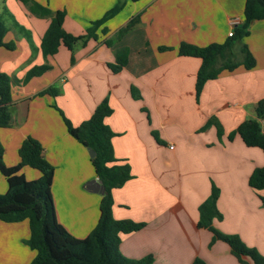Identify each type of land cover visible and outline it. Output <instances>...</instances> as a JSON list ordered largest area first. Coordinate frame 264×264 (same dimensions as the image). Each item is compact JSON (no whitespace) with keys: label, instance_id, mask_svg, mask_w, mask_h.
<instances>
[{"label":"crops","instance_id":"1","mask_svg":"<svg viewBox=\"0 0 264 264\" xmlns=\"http://www.w3.org/2000/svg\"><path fill=\"white\" fill-rule=\"evenodd\" d=\"M51 10L63 9L65 31L82 34L92 20L117 0H36ZM245 0H125L122 9L96 30L97 38L77 43L71 52L43 56L40 39L49 19L36 17L19 0H0L7 31L0 47V72L11 78L10 123L0 127L2 161L19 162L18 148L27 136L41 144L54 172L50 187L57 221L73 236L85 237L99 217L101 193L87 189L96 179L88 150L68 133L58 109L77 126L107 97L111 113L104 123L112 131L115 162L127 163L131 176L111 189V216L143 223L138 230L118 233V249L130 259L152 256V264H254L237 257L229 245L211 231L198 227V205L211 184L219 188L216 206L221 218L213 225L237 234L264 256V189L248 185L256 167L264 165L263 151L247 146L238 134L227 135L239 123L255 117V105L264 100V19L254 20L249 34L235 45L246 44L255 58L250 69L242 65L223 70L207 80L195 99L194 84L200 58L178 54L181 42L204 46L228 37L232 21L242 22ZM137 17V23L120 37L116 33ZM29 31L30 42L16 30ZM110 41L107 45L105 40ZM127 49L126 64L113 72L117 50ZM73 54L74 61L70 58ZM240 59V55L239 58ZM50 68L26 83L22 79L35 65ZM48 86L57 95L38 94ZM131 86L139 93L133 98ZM211 116L222 127L217 136ZM264 130V118L260 120ZM155 132L163 143L156 141ZM27 180L39 170L22 166ZM7 181L0 172V193ZM29 236L27 219L0 220V264H29L35 250L23 240Z\"/></svg>","mask_w":264,"mask_h":264},{"label":"trees","instance_id":"2","mask_svg":"<svg viewBox=\"0 0 264 264\" xmlns=\"http://www.w3.org/2000/svg\"><path fill=\"white\" fill-rule=\"evenodd\" d=\"M36 17L49 19L39 48L42 55H52L58 51L60 44L66 46L71 52L77 43L84 45L88 39L97 38L96 30L106 33L104 23L118 13L125 4V0H117L103 15L92 20L82 34L73 35L64 30L62 24L65 16L63 9L51 10L36 0H19ZM137 1V0H130ZM264 19V0H245L242 22L233 26V34L222 42H211L204 46L181 42L178 54L200 58L194 92L198 101L204 83L209 79L217 78L223 71H232L242 65L250 69L255 65V58L246 44L238 46L240 59H235V45L249 34L250 24L254 20ZM138 21L137 17L130 19L125 26L116 33L120 37L133 27ZM16 30L22 33L30 42L29 31L23 26L16 25ZM7 31L2 14L0 13V47L14 49L13 41L4 42L3 37ZM107 45L109 39L105 40ZM127 49L117 50L113 63L108 67L118 72L126 64ZM74 61L73 54L70 58ZM50 66L47 63L31 67L25 76L18 80L26 83L34 76L41 75ZM49 93L57 95L58 90L48 86L38 94ZM133 98H139L138 91L131 86ZM11 78L5 72H0V127L10 123L9 105L11 104ZM68 133L87 149L94 151L90 157L94 173L101 181L103 192L99 202V217L92 230L83 238L70 234L56 219L54 203L50 192L53 177V166L44 156L41 144L33 137L27 136L18 148L19 162L14 166H5L2 161V145L0 143V172L7 181V189L0 193V220L17 222L24 219L28 221L29 236L23 242L35 250V255L29 264H152V256L146 255L140 259H130L122 255L118 249V233L138 230L143 223L128 219H114L111 216L112 205L111 189L121 186L130 176V167L127 163H116L111 145L112 131L104 123V117L111 113L107 97L100 101L91 115L79 125L74 126L64 113L58 109ZM255 117L243 120L227 135L231 140L238 134L245 145L259 147L264 154V130L260 120L264 118V100L260 99L255 105ZM211 125L216 128L217 136L222 135V127L215 117L211 116L200 128L205 130ZM159 143H163L155 132H152ZM30 166L39 170L40 176L34 180H27L19 172L22 166ZM248 185L255 189H264V165L252 170L248 177ZM219 189L211 184L208 196L198 205L197 226L211 231L216 239L226 242L231 251L239 258L249 257L254 264H264V256L254 247L246 245L237 234L225 233L213 225L214 218H221L217 209ZM264 208V196H260ZM192 264H206L201 258L195 257Z\"/></svg>","mask_w":264,"mask_h":264},{"label":"water","instance_id":"3","mask_svg":"<svg viewBox=\"0 0 264 264\" xmlns=\"http://www.w3.org/2000/svg\"><path fill=\"white\" fill-rule=\"evenodd\" d=\"M88 150V154L90 157L94 156V151L90 148L87 149ZM87 189L93 192H99L102 193L103 192V186L101 181L96 178V179H92L90 181L87 182Z\"/></svg>","mask_w":264,"mask_h":264},{"label":"built area","instance_id":"4","mask_svg":"<svg viewBox=\"0 0 264 264\" xmlns=\"http://www.w3.org/2000/svg\"><path fill=\"white\" fill-rule=\"evenodd\" d=\"M231 24H232V28L228 32V36H231L233 34V26L238 24V21L237 20H233Z\"/></svg>","mask_w":264,"mask_h":264},{"label":"rangeland","instance_id":"5","mask_svg":"<svg viewBox=\"0 0 264 264\" xmlns=\"http://www.w3.org/2000/svg\"><path fill=\"white\" fill-rule=\"evenodd\" d=\"M234 52H235V59H238L239 58V55H240V53L238 52V47H237V50H235ZM250 247H252V246H250Z\"/></svg>","mask_w":264,"mask_h":264}]
</instances>
